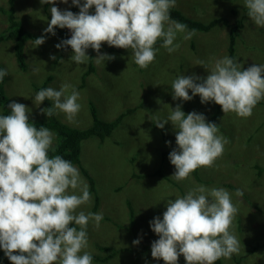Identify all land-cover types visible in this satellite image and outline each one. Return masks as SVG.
<instances>
[{
    "label": "rangeland",
    "instance_id": "1",
    "mask_svg": "<svg viewBox=\"0 0 264 264\" xmlns=\"http://www.w3.org/2000/svg\"><path fill=\"white\" fill-rule=\"evenodd\" d=\"M70 1L81 0H52L47 8L46 0H15L13 8L27 29L40 34L52 30V19L61 22L65 18ZM85 1L63 27L74 44L89 42L122 19L141 31L122 29L109 35L94 50L95 73L86 77L88 51H66L60 56L62 40L56 34L40 41L28 39L23 64L15 57L13 40L1 41L2 86L10 97L13 116L25 119L48 117L37 88L49 76L46 91L52 112L61 122L89 127L91 103L105 120L125 114L104 140L90 136L82 142L81 164L95 180L96 193L89 192L90 183L80 165L66 173L67 165L55 159L41 162L51 195L39 173L25 169L34 141L42 140L49 148L57 144L54 130L23 121L3 129L0 225L5 243L12 247L34 236L25 217L11 210L13 200L32 195L35 219L45 229L36 238L35 264H160L162 258L163 264H211L209 246L227 251L223 264H239L236 259L245 250L242 236L263 235V0H167L202 22L222 19L193 35L180 24L169 25L176 35L166 33L167 41L178 39L180 51L166 57L158 70L162 77L150 74L149 85L134 89L129 87L133 80L122 82L118 68L122 63L116 61L123 59L127 46L130 57L135 45L145 44L137 37L143 35L149 19L146 23L135 20V14H126L159 10L157 1L115 0L116 11L112 0ZM9 8V0H0V33L9 26L5 13ZM239 20L233 78L216 90L178 86L184 78L210 81L225 71L231 28ZM147 33L148 37L152 34L149 29ZM154 61L139 73V81L146 82L142 75ZM115 72L120 74L117 79H113ZM129 72H133L131 67ZM235 79H247L249 84ZM214 114L215 128L209 132ZM191 238L195 239L188 244L185 240ZM111 252L116 253L106 258ZM244 262L264 264V251L250 253Z\"/></svg>",
    "mask_w": 264,
    "mask_h": 264
},
{
    "label": "trees",
    "instance_id": "2",
    "mask_svg": "<svg viewBox=\"0 0 264 264\" xmlns=\"http://www.w3.org/2000/svg\"><path fill=\"white\" fill-rule=\"evenodd\" d=\"M52 0H46L45 7L47 8L49 3H51ZM159 6V10H150L149 12H146L145 14H139L135 12L127 13L129 14H135V20L141 19L144 22L147 23L148 19L149 22L147 23V28L144 30L143 35L139 34L137 39L144 41L145 44L142 43L138 46L135 45V47L132 50V56L130 55V47L127 46L128 52L124 53V57L118 58L116 61L113 60V63L120 62L122 63V67H118V72H115L113 79L118 78V75H120V78H122V82L126 81V84L128 82H131L133 80V86H129L131 89H134L133 87L141 85H149L150 81L153 79H149V75L153 74L162 77V74H159L158 70L163 67L164 62L166 61V57H174L178 54L180 51L179 46V40H173V43H169L167 41V34L169 35H176V32L169 31L168 26L174 25V24H180L182 28L187 30V33H190L191 35L195 34L196 31H207L210 28L214 27L216 23H218L222 18L217 19L213 18L208 21H211L209 23L202 22L198 19H195L194 17H191L189 15L181 13L178 9L171 6L167 3V0H156ZM14 2L15 0H9L10 8L7 12H5L9 19V26L6 30L2 31L0 33V42L5 41L8 39L13 40V46H14V54L17 58L18 62L20 64H23L24 60V43L28 39H35L37 41L43 40L47 37L49 34H56L61 37L62 40V50L60 52V56L64 54L66 51H73L75 53H79L81 50H87L88 55L90 58V64L88 65V69L84 74V77L89 75L91 72L95 73V67L92 63L93 61V55L94 50H96L97 47L102 45L107 37L109 35H114L118 30L122 29H139L135 26L133 27V24L127 23V19H122L121 23L117 22L112 27L111 30H105L102 33H100L97 37L90 40L89 42L85 44H74L69 37L67 36V30H65L63 27L67 23L69 17L71 14H73L75 11L80 10L81 6L86 3L85 0L77 1L73 4L72 1H70L71 8L69 9V12L65 16V18L61 21H55L53 20V28L48 33H40V34H34L29 29H27L23 22L15 15L14 12ZM117 1L112 0L114 10H118L117 8ZM264 2V0H263ZM147 5L151 7V1L147 2ZM242 25V20H239L238 23L231 28L230 33V39H229V51L230 55H228L229 64L226 67L225 71L216 77L214 80L210 81H200L195 78H184L180 83L174 82L173 85L176 88V84L178 83V86H199V87H209L214 90H216L223 81L225 80H231L233 77V69L236 66V54H235V41H236V27L238 25ZM149 29V32L152 33L149 37V33H147V30ZM141 31V29H139ZM109 32V33H108ZM178 44V45H177ZM151 56V57H150ZM155 59V61L146 68L147 74L142 75V78L146 80V82L139 81L141 78L140 72H144V67L147 66L151 59ZM134 63L133 65L130 63ZM116 61V62H115ZM144 65V66H142ZM142 66V67H141ZM129 67L133 69V72H129ZM138 72V74L136 73ZM245 72L242 71V74ZM112 76V75H111ZM111 76H108L106 79L110 80ZM128 78V79H127ZM52 78L51 76L48 77V79L41 85L38 86V90L40 91V95L43 99V102L46 103V108L48 112V117L45 119L40 120H32V119H25L17 116H13V110L11 107L10 97L8 94L5 93L3 81L0 80V135L3 131V129L9 125L11 122H18L23 121L24 123L28 124H34L37 128H49L54 130L58 135V142L53 148H49L46 146L44 141L42 140H36L34 141L33 150L32 152L27 156V164L25 169H32L35 170L37 173H39L41 182L45 186V188L48 189L50 195H51V189L46 185L45 180L42 176L41 172V162L47 161L51 159H55L57 163L59 164H65L67 165V170L65 171L68 173V169L77 164L80 165L81 169L83 170L84 175L88 178L90 187L89 192L96 193V186H95V180L88 174V171L83 167L81 164V151H82V142L89 138L90 136L98 137L101 140H104L107 136H109L112 131L117 127V125L121 122L123 116L125 113L120 114L113 120H105L100 118V116L97 113V110L95 106L91 103L90 111L92 115V124L89 127L85 128H78L73 127L71 125H68L66 123L61 122L52 112L51 109V103L48 98V94L46 91V84L48 81H50ZM240 84L248 85V80L245 79V81H242L240 79H235ZM255 82V81H254ZM84 83L82 84V86ZM221 105V104H220ZM220 105L218 108V112H220ZM187 112V111H185ZM217 114H214L211 118V122L208 126V131L211 132L214 127V121ZM182 119V118H180ZM183 120V119H182ZM248 140H250V136L248 137ZM249 144V141H248ZM207 145H203V150H207ZM239 157L241 155H238ZM237 156V158H238ZM258 166V165H257ZM260 171L262 167L258 166ZM197 169V165H196ZM197 172H195L196 174ZM33 204L34 199L32 195H27L22 200H13L11 204V210L16 212L17 214H21L25 217V219L29 222L32 231H33V237L28 242L19 241L16 245L9 247L5 243V239L3 238V230L4 227L0 225V264H35L32 261V252L35 248L36 238L39 234L45 231V229L38 224V222L35 219L34 212H33ZM256 206L257 210L259 209L257 204H254ZM240 218H238L239 220ZM261 231L262 236L254 237L251 235L242 236L241 242L245 245V250L240 253L238 259H236V262L239 264L244 263L246 260V256L253 252H263L264 251V223L261 224ZM195 238H191L188 240H185L188 242V244L193 241ZM182 242V241H181ZM243 247V246H242ZM209 252L211 253L210 260L211 264H223V259L227 251L225 250H219L214 246L208 247ZM116 253V252H115ZM114 252H111L109 256L106 258H111L115 254ZM106 258H103L106 259ZM96 260H101L100 258H96ZM164 263V258H162L160 264ZM39 264V263H36Z\"/></svg>",
    "mask_w": 264,
    "mask_h": 264
},
{
    "label": "bare ground",
    "instance_id": "3",
    "mask_svg": "<svg viewBox=\"0 0 264 264\" xmlns=\"http://www.w3.org/2000/svg\"><path fill=\"white\" fill-rule=\"evenodd\" d=\"M4 31V30H3ZM109 33V32H108ZM108 49V48H107ZM132 138V137H131Z\"/></svg>",
    "mask_w": 264,
    "mask_h": 264
}]
</instances>
